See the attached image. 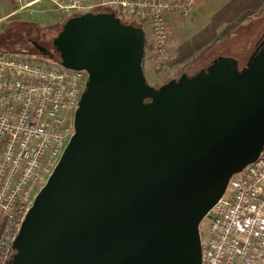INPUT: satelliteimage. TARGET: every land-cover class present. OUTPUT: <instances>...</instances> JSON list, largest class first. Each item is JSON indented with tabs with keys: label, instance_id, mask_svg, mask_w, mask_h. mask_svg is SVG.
Returning <instances> with one entry per match:
<instances>
[{
	"label": "water",
	"instance_id": "95a60500",
	"mask_svg": "<svg viewBox=\"0 0 264 264\" xmlns=\"http://www.w3.org/2000/svg\"><path fill=\"white\" fill-rule=\"evenodd\" d=\"M52 46L88 81L9 264H201V222L264 149V36L244 66L217 57L158 89L143 29L112 12L66 20Z\"/></svg>",
	"mask_w": 264,
	"mask_h": 264
},
{
	"label": "built area",
	"instance_id": "2783aa9c",
	"mask_svg": "<svg viewBox=\"0 0 264 264\" xmlns=\"http://www.w3.org/2000/svg\"><path fill=\"white\" fill-rule=\"evenodd\" d=\"M21 7L42 0H14ZM64 21L104 8L149 36L158 69L170 60L167 16H189L193 0H47ZM88 75L44 61L0 52V264L71 136ZM201 264H264V149L232 175L221 199L201 222Z\"/></svg>",
	"mask_w": 264,
	"mask_h": 264
},
{
	"label": "rangeland",
	"instance_id": "374dc122",
	"mask_svg": "<svg viewBox=\"0 0 264 264\" xmlns=\"http://www.w3.org/2000/svg\"><path fill=\"white\" fill-rule=\"evenodd\" d=\"M96 10H93V12ZM98 11V10H97ZM64 19L47 0H42L28 7H21L14 0H0V52L26 55L44 61L58 59L54 52L52 41L61 31ZM218 23H215L214 32ZM226 36L216 37L210 46L201 52L193 51L187 56L191 45L184 46L177 57H172L166 69H158L153 58L152 46L149 36L145 35V49L143 66L146 71V82L154 89H158L167 82L178 79L181 75L193 76L206 67L217 57L234 58L239 66H244L255 50L257 44L264 36V7L260 8L238 25H230L224 29ZM38 47L43 48L47 54L42 55ZM144 74V75H145ZM200 225V232H203Z\"/></svg>",
	"mask_w": 264,
	"mask_h": 264
},
{
	"label": "crops",
	"instance_id": "0c3cea01",
	"mask_svg": "<svg viewBox=\"0 0 264 264\" xmlns=\"http://www.w3.org/2000/svg\"><path fill=\"white\" fill-rule=\"evenodd\" d=\"M90 4L97 5L102 0H87ZM233 0H193V12L183 17L179 14H171L167 16L168 33H169V50L172 57H177L180 50L187 45H191L193 38L198 36L205 30L213 21V18L225 11ZM264 7V1L260 8ZM101 8H96L98 10ZM230 26L227 22L218 23L215 31L216 37H222L224 29ZM220 40L218 38L217 42ZM209 43L207 46H210ZM204 48V47H203ZM203 48L197 50L201 52ZM144 74L149 70L143 66ZM145 78L147 75L145 74Z\"/></svg>",
	"mask_w": 264,
	"mask_h": 264
},
{
	"label": "trees",
	"instance_id": "16d2710c",
	"mask_svg": "<svg viewBox=\"0 0 264 264\" xmlns=\"http://www.w3.org/2000/svg\"><path fill=\"white\" fill-rule=\"evenodd\" d=\"M264 0H233L232 3L223 11L213 18L212 23L201 34L193 38L191 46L188 49L187 56L193 51L206 47L211 41L215 40L214 26L215 23L227 22L230 25H238L246 20L254 12L260 9ZM95 13H109L110 11L104 8L94 11ZM129 25V24H126ZM135 26V25H132ZM137 27V26H135ZM223 36L227 35V31L223 32ZM261 41V40H260ZM259 41V42H260Z\"/></svg>",
	"mask_w": 264,
	"mask_h": 264
}]
</instances>
